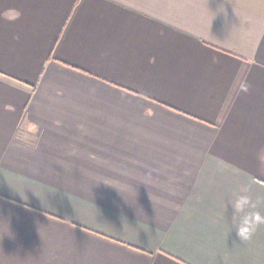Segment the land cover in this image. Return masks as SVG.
Wrapping results in <instances>:
<instances>
[{"label":"crops","instance_id":"1","mask_svg":"<svg viewBox=\"0 0 264 264\" xmlns=\"http://www.w3.org/2000/svg\"><path fill=\"white\" fill-rule=\"evenodd\" d=\"M242 184L264 0H0V264H264Z\"/></svg>","mask_w":264,"mask_h":264},{"label":"clouds","instance_id":"2","mask_svg":"<svg viewBox=\"0 0 264 264\" xmlns=\"http://www.w3.org/2000/svg\"><path fill=\"white\" fill-rule=\"evenodd\" d=\"M251 184H242L233 198L225 204L232 210V221L236 235L241 243L251 242L257 232L264 228V214L259 209H264V196H252Z\"/></svg>","mask_w":264,"mask_h":264},{"label":"rangeland","instance_id":"3","mask_svg":"<svg viewBox=\"0 0 264 264\" xmlns=\"http://www.w3.org/2000/svg\"><path fill=\"white\" fill-rule=\"evenodd\" d=\"M259 13H262V12H259Z\"/></svg>","mask_w":264,"mask_h":264}]
</instances>
